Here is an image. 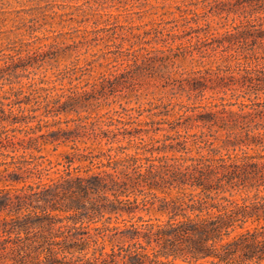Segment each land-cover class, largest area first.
Here are the masks:
<instances>
[{
	"label": "trees",
	"instance_id": "1",
	"mask_svg": "<svg viewBox=\"0 0 264 264\" xmlns=\"http://www.w3.org/2000/svg\"><path fill=\"white\" fill-rule=\"evenodd\" d=\"M247 2L257 7L216 46L210 14L187 16L166 48L104 51L61 85L21 83L13 69L0 100V264H264V21L253 17L264 0ZM226 3L209 13L229 19ZM217 52L234 73L202 67ZM77 71L87 83L69 86ZM143 71L171 86L157 121L169 128L95 113L124 74ZM230 90L235 100L196 103ZM166 129L176 134L144 137Z\"/></svg>",
	"mask_w": 264,
	"mask_h": 264
},
{
	"label": "rangeland",
	"instance_id": "2",
	"mask_svg": "<svg viewBox=\"0 0 264 264\" xmlns=\"http://www.w3.org/2000/svg\"><path fill=\"white\" fill-rule=\"evenodd\" d=\"M226 1L225 5L219 7L225 8L223 15L230 13L229 19L209 13L212 7L217 9V0H0V65H3L0 69V100L3 89L9 87L11 78H8L15 68L20 74L18 79L21 83L35 78L55 79L58 80L56 84L61 85L64 70L95 59L104 51L123 49L130 53L141 47L154 50L166 48L173 42L168 29L182 24L187 16L205 19L210 14L208 18L214 29L207 37L214 45L218 44L217 41L225 38V32L233 30L231 24L240 23L245 19L246 12L257 7L248 4L247 1L252 0ZM253 17L257 21H264V11L256 12ZM225 22L229 24L223 27ZM189 37L176 39L174 43H188ZM236 41L239 42V38ZM8 47L15 49L10 59L18 60L11 67L5 66ZM210 52L214 53L211 48ZM228 53L217 52L216 55L205 57L202 67L211 68L214 74L234 73L235 61L227 56ZM21 58L25 59L19 60ZM104 60L100 57L98 62ZM183 63L189 68L195 66L190 58ZM116 65L120 68L119 72L128 70L120 61L110 64L114 69ZM143 73L133 78L130 72L124 74L115 93L95 101V113H108L129 121H156L149 127L169 128V124L160 125L157 121L166 119L160 113L164 110L162 104L169 101L172 95L171 86L165 76ZM74 77L76 80L73 84L69 85L66 80L64 85L81 86L87 83L79 78L80 71ZM75 89L79 87H73ZM221 96L236 99L231 90L225 95L207 91L205 98L196 100V103L219 101ZM177 99L189 104L194 102L188 100L187 96ZM87 109L83 108L81 115H86ZM131 125L132 128H148L137 123ZM198 130L194 128L191 132ZM175 134L174 130L166 129L145 134L144 137L149 140L150 135L159 139Z\"/></svg>",
	"mask_w": 264,
	"mask_h": 264
}]
</instances>
